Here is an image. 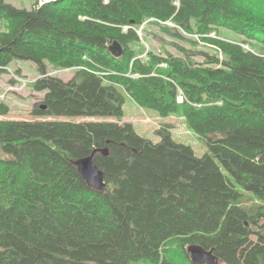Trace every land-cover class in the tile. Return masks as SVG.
<instances>
[{"label":"trees","instance_id":"16d2710c","mask_svg":"<svg viewBox=\"0 0 264 264\" xmlns=\"http://www.w3.org/2000/svg\"><path fill=\"white\" fill-rule=\"evenodd\" d=\"M150 18L172 19L219 52L199 61V51L179 45L183 54L141 57L134 27ZM0 19L8 22L0 69L14 59L39 68L34 86L45 95L33 113L88 118L0 117V264L158 261L171 238L235 264L218 249L244 247L256 234L255 264H264V0H50L32 9L0 0ZM220 27L242 40L207 36ZM48 63L77 70L64 80L48 74ZM120 88L162 116L182 114L209 151L197 156L169 123L153 142L131 122L91 119L123 115ZM8 109L0 101V115ZM94 150L103 189L77 163Z\"/></svg>","mask_w":264,"mask_h":264},{"label":"rangeland","instance_id":"374dc122","mask_svg":"<svg viewBox=\"0 0 264 264\" xmlns=\"http://www.w3.org/2000/svg\"><path fill=\"white\" fill-rule=\"evenodd\" d=\"M46 0H7V2L20 7L32 9L40 2ZM50 1V0H47ZM8 28V22L5 19H0V31ZM140 30V28H139ZM140 41H135L134 47L141 52L147 50L158 51L163 55L169 53L174 55L183 54L179 45H183L187 49H195L199 51L195 55V59L203 61L206 53H218V49L214 46L204 43L197 35L187 34L189 37L182 38L179 35H172L154 22H148L141 30ZM139 34V32H138ZM218 35L221 38H229L234 41L242 40V36L226 27H220ZM195 39L197 43L193 42ZM251 47L258 51L260 45L257 42H251ZM48 70L52 75H57L64 80L71 79L77 69L72 68H56L48 63ZM48 72V73H49ZM40 76L39 68L35 61L30 59H14L10 66L5 69H0V101L5 102L9 109L7 113L0 115L5 119H51V120H70L81 121L88 119L82 116L71 115H52L50 117H38L33 113V108L36 103L42 102L45 91H38L35 89L34 81ZM125 96L123 104V115L116 116H96L91 117L95 120H113V121H128L131 122L136 131L144 137L151 139L153 142H159L161 136L157 133V129L163 124H172V134L175 140L189 144L193 147L197 156L205 155L209 150L206 142L195 131H193L185 117L180 114H171L169 116H162L156 110L142 107L132 98L125 89L120 88ZM179 94V93H178ZM261 221V223H263ZM257 235V234H256ZM251 236L244 247L224 245L218 249L217 254L229 259L235 264H255L254 252L257 246L262 242L261 236ZM196 245L181 243V240L171 238L163 251L158 261L152 259L135 260L131 264H163V261L169 260L174 264H205L202 261H194L191 257L190 248ZM205 252L210 249L203 248ZM215 254V253H214ZM223 259L217 255L213 264H223ZM90 264H96L91 262Z\"/></svg>","mask_w":264,"mask_h":264},{"label":"water","instance_id":"95a60500","mask_svg":"<svg viewBox=\"0 0 264 264\" xmlns=\"http://www.w3.org/2000/svg\"><path fill=\"white\" fill-rule=\"evenodd\" d=\"M110 50L115 56H120L123 53V46L119 42H114L110 45ZM97 150L89 156L81 158L77 161L79 170L86 179V181L98 189H103L105 186V172L95 162V155ZM191 257L194 261H202L205 264H213L214 261H208V256L214 254V248L210 249L208 252L203 250L201 245H196L190 248Z\"/></svg>","mask_w":264,"mask_h":264},{"label":"built area","instance_id":"2783aa9c","mask_svg":"<svg viewBox=\"0 0 264 264\" xmlns=\"http://www.w3.org/2000/svg\"><path fill=\"white\" fill-rule=\"evenodd\" d=\"M47 1V0H46ZM43 2V1H42ZM166 24H169V25H174L171 21H165ZM130 28L129 25H124L123 26V30L126 31ZM211 35H215V33H212ZM243 47L245 49H250V46L248 44H242ZM160 66H163V67H166L167 66V63L163 62L160 64ZM84 67V66H83ZM86 68V67H85ZM136 76H139V75H136ZM178 101L182 102L184 100V93L183 91L180 89L179 90V94H178V97H177ZM198 106H200L201 104H197Z\"/></svg>","mask_w":264,"mask_h":264},{"label":"flooded vegetation","instance_id":"af4514ba","mask_svg":"<svg viewBox=\"0 0 264 264\" xmlns=\"http://www.w3.org/2000/svg\"><path fill=\"white\" fill-rule=\"evenodd\" d=\"M208 261H212V262L214 261L215 262V254H213V255L210 254L208 256Z\"/></svg>","mask_w":264,"mask_h":264},{"label":"crops","instance_id":"0c3cea01","mask_svg":"<svg viewBox=\"0 0 264 264\" xmlns=\"http://www.w3.org/2000/svg\"><path fill=\"white\" fill-rule=\"evenodd\" d=\"M49 71V70H48ZM135 127V126H134Z\"/></svg>","mask_w":264,"mask_h":264}]
</instances>
